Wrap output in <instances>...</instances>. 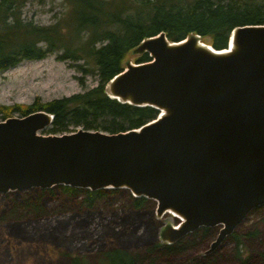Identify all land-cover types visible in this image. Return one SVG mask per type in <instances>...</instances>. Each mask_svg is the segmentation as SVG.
<instances>
[{
    "label": "water",
    "instance_id": "1",
    "mask_svg": "<svg viewBox=\"0 0 264 264\" xmlns=\"http://www.w3.org/2000/svg\"><path fill=\"white\" fill-rule=\"evenodd\" d=\"M200 38L148 37L135 50L151 60L108 82L111 98L160 111L140 128L43 134L54 118L44 110L0 121V194L126 188L176 214L168 244L220 226L213 252L264 204V24L237 26L225 49Z\"/></svg>",
    "mask_w": 264,
    "mask_h": 264
},
{
    "label": "trees",
    "instance_id": "2",
    "mask_svg": "<svg viewBox=\"0 0 264 264\" xmlns=\"http://www.w3.org/2000/svg\"><path fill=\"white\" fill-rule=\"evenodd\" d=\"M30 1L45 0H0V73L58 53L59 60L73 62L84 76L98 78L97 85L70 96L1 109L3 119L15 113H51L53 122L45 134L79 128L118 133L156 119L160 111L155 107L123 103L106 91L108 82L124 70L126 55L144 39L161 32L170 41L199 34L220 50L228 48L237 26L264 24V0H65L63 16L48 25L23 16ZM150 60L143 53L137 62ZM156 208V200L126 188L57 185L0 194V264H5L2 252L8 249L16 252L17 264H164L163 258L169 264L178 258L182 264H264V250L254 247L264 238V204L227 236L235 253L204 255L217 226L201 227L173 244L161 243ZM105 213L112 216L104 218ZM96 217L104 220L98 235L86 239L88 245L72 244L75 226L89 230L88 223L77 220ZM244 251L252 255L243 258Z\"/></svg>",
    "mask_w": 264,
    "mask_h": 264
},
{
    "label": "rangeland",
    "instance_id": "3",
    "mask_svg": "<svg viewBox=\"0 0 264 264\" xmlns=\"http://www.w3.org/2000/svg\"><path fill=\"white\" fill-rule=\"evenodd\" d=\"M66 9L67 5L65 0H45L43 3H39L38 1H30L23 9V16L27 19H33L39 24L48 25L55 22L59 17L63 16L62 14ZM205 39L207 42H210L209 38ZM139 56L140 54L137 53L135 49L131 50L126 55L124 60V69L128 66V63H136ZM79 78L84 79L85 87L82 86ZM97 83V76H84L77 69L73 62L59 60L58 53H52L44 59L22 61L18 65L0 73V121L5 120L3 119V111H1V109L4 110V108H13L18 105L29 106L37 101L41 103H47L64 96H70L75 93L82 92L88 87L97 85ZM9 117L21 116H19V113H15L13 116ZM43 134L45 133L43 132ZM157 208L155 210V215L158 218V221H161L158 240L161 243H166V240H164L161 236L162 231L167 225H176L177 220L175 221V217L169 212L164 213L162 216H158ZM109 216H112V213H105L103 217L106 218ZM81 220L84 221L86 225L88 223L87 227L89 230L84 231V229L81 231V226H75L73 229L74 241L72 244L78 245L79 242L82 241L79 246H84L88 245V240L86 239L90 238L91 236L98 235L104 220L102 218L96 217L93 218V221H87L85 219H80L77 221ZM217 227L219 234L221 227ZM217 236L213 239V241L216 240ZM65 244L68 245L69 243ZM211 244L208 246V248L201 252L202 255L209 253L208 251ZM247 245H251V243L247 242ZM17 246L20 247L21 242H17ZM257 246L264 250V238L262 240L258 239L254 247L256 248ZM249 248L250 251H252V248ZM215 250H218L219 253H235L234 244L230 242L227 237L220 245L216 247ZM51 253L53 256L55 255L53 250ZM247 255H252V252L250 253L249 251H244V253H242L243 258H246ZM16 257V252H13L12 254L9 249L7 251L3 250L2 252V260L5 264H17ZM161 260V263L169 264L167 259L163 258ZM172 261L175 264L183 263L181 258L171 259V262Z\"/></svg>",
    "mask_w": 264,
    "mask_h": 264
},
{
    "label": "bare ground",
    "instance_id": "4",
    "mask_svg": "<svg viewBox=\"0 0 264 264\" xmlns=\"http://www.w3.org/2000/svg\"><path fill=\"white\" fill-rule=\"evenodd\" d=\"M209 44H210V43L204 41L202 37L200 38V45H202V46H206V45H209ZM233 46H234V42H233V40H232V41H231V46H230V48H233ZM206 47L209 48V49H211V47H209V46H206ZM167 213H168V212H167ZM172 215L175 217L176 214L172 213Z\"/></svg>",
    "mask_w": 264,
    "mask_h": 264
},
{
    "label": "flooded vegetation",
    "instance_id": "5",
    "mask_svg": "<svg viewBox=\"0 0 264 264\" xmlns=\"http://www.w3.org/2000/svg\"><path fill=\"white\" fill-rule=\"evenodd\" d=\"M12 192H14V191H12ZM10 193V192H9ZM3 194H7V193H3Z\"/></svg>",
    "mask_w": 264,
    "mask_h": 264
}]
</instances>
